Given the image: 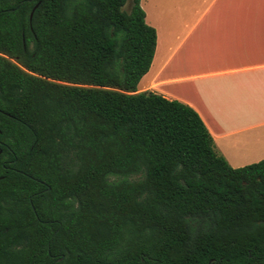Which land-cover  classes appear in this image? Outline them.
Listing matches in <instances>:
<instances>
[{
  "label": "trees",
  "instance_id": "16d2710c",
  "mask_svg": "<svg viewBox=\"0 0 264 264\" xmlns=\"http://www.w3.org/2000/svg\"><path fill=\"white\" fill-rule=\"evenodd\" d=\"M156 48L141 0H0V264H264V160L138 92Z\"/></svg>",
  "mask_w": 264,
  "mask_h": 264
},
{
  "label": "crops",
  "instance_id": "0c3cea01",
  "mask_svg": "<svg viewBox=\"0 0 264 264\" xmlns=\"http://www.w3.org/2000/svg\"><path fill=\"white\" fill-rule=\"evenodd\" d=\"M157 48L138 92L192 107L234 168L264 160V0H141Z\"/></svg>",
  "mask_w": 264,
  "mask_h": 264
},
{
  "label": "water",
  "instance_id": "95a60500",
  "mask_svg": "<svg viewBox=\"0 0 264 264\" xmlns=\"http://www.w3.org/2000/svg\"><path fill=\"white\" fill-rule=\"evenodd\" d=\"M38 6L39 5H37L35 8H34V10H33V12H32V14H31V18L33 17V15H34V12L36 11V9L38 8ZM1 153V152H0Z\"/></svg>",
  "mask_w": 264,
  "mask_h": 264
},
{
  "label": "rangeland",
  "instance_id": "374dc122",
  "mask_svg": "<svg viewBox=\"0 0 264 264\" xmlns=\"http://www.w3.org/2000/svg\"><path fill=\"white\" fill-rule=\"evenodd\" d=\"M130 1V0H129ZM261 162V161H260ZM259 163V162H258ZM252 165V164H251Z\"/></svg>",
  "mask_w": 264,
  "mask_h": 264
}]
</instances>
